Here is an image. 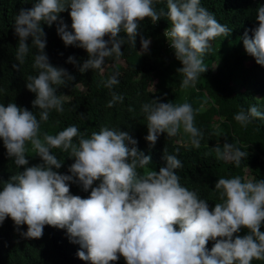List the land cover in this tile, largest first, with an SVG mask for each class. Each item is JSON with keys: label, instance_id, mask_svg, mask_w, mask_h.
I'll return each instance as SVG.
<instances>
[{"label": "clouds", "instance_id": "clouds-1", "mask_svg": "<svg viewBox=\"0 0 264 264\" xmlns=\"http://www.w3.org/2000/svg\"><path fill=\"white\" fill-rule=\"evenodd\" d=\"M153 4L154 0H37L31 9L20 10L15 19L19 65L14 67L24 63L29 52L26 41L31 36L32 46L38 50L33 67L39 72L26 78V87L36 94L32 103L41 110L40 119L16 103H0V138L17 168L29 164L26 142L43 163L25 167L3 183L0 224L8 217L16 226L26 224L22 235L32 239L41 238L46 225L66 229L71 241L86 250L78 251V257L91 264H110L121 256L126 264H252L254 259L264 260V179L219 178L215 190L222 203L210 210L206 199L180 184L176 170L183 164L176 155L167 154L165 148L166 166L152 170L147 167L152 157L135 147L138 141L127 131L103 127L86 137L72 125L57 135L44 133L40 137V121L48 119V110L64 111L63 97L53 85H64L65 77L74 79L66 69L49 62L41 24L51 26L68 8L74 31H68L60 20L58 34L66 46L87 51L89 58L78 65L80 72L103 71L106 58L122 56L121 46L126 41L135 47L145 18L155 24L166 16L171 27L164 35L183 65L177 69L184 77L181 87L195 86L200 74L208 70L202 56L210 42L228 36L231 30L203 7L201 0H167L166 13L157 12ZM257 12L258 27L252 30L253 36L246 31L242 39L247 53L264 66V6ZM121 30L126 39L119 36ZM141 45L147 51L150 40L141 37ZM68 62L78 63L74 57ZM118 83L113 75L105 86ZM122 101L123 96L113 92L107 107ZM141 110L148 121L145 139L152 145L159 134L174 137L183 126L191 144L200 147L203 134L194 126L199 109L194 110L190 103L174 105L153 99ZM234 119L247 126L254 119L264 120V112L251 106L247 112L241 109ZM76 137L78 143H73ZM61 147L70 151L75 161L68 169L70 175L53 170L60 169L62 163L51 149ZM214 150L219 159L234 161L237 166L248 156L229 143L223 145V152L219 145ZM96 181L100 183L94 187ZM70 183L90 190V196L71 194ZM241 229H247V234L238 235ZM209 240L215 241L210 250Z\"/></svg>", "mask_w": 264, "mask_h": 264}, {"label": "trees", "instance_id": "trees-1", "mask_svg": "<svg viewBox=\"0 0 264 264\" xmlns=\"http://www.w3.org/2000/svg\"><path fill=\"white\" fill-rule=\"evenodd\" d=\"M36 2L0 0V103L5 106L16 103L20 108L33 112L39 120L41 110L33 107L32 103L36 94L26 87V78L39 72L33 67L38 50L32 46L31 36L26 41L29 52L24 63L14 67L19 65L15 56L19 42L15 33L16 16L21 9H31ZM201 5L231 31L228 36L220 35L210 42L209 49L202 56L208 70L200 74L195 86L186 89L181 87L183 74L177 72L183 65L164 35L165 30L171 27L166 16L155 24L150 18H145L138 30L135 47L126 41L121 46L122 56L119 59L115 56L106 58L103 71L89 69L83 73L78 65L82 66L89 58L87 51L75 45L66 46L58 34L60 20L67 24L68 31H74L70 8L60 13L51 26L42 23L49 62L66 69L74 79L65 77L64 85H53L57 88V95L63 97L64 111L48 110V119L40 121L41 139L44 133L57 135L72 125L86 137L103 127L127 131L138 141L135 147L152 157L147 165L152 170L159 171L166 166L163 159L165 148L167 154L176 155L183 164L176 170L180 184L206 199L210 210L216 203H222L215 190L219 178L264 179V120L254 119L243 126L234 119L241 109L247 112L251 106L264 112V66L247 53L242 39L246 31L250 37L253 36L252 30L259 23L257 9L264 6V0H201ZM153 6L157 12H167V0H154ZM119 36L126 39L127 34L121 30ZM141 37L150 40L147 51L142 48ZM105 39H110V36H105ZM69 57H74L78 63H69ZM213 65H216L215 69ZM113 75L117 76L119 83L108 88L105 85ZM113 92L122 95L123 101L107 107ZM153 99L174 105L188 102L194 110L199 109L194 114V126L203 134L199 148L191 144V136L184 132L183 126L174 137H168L167 133L159 134L155 145L145 139L148 121L141 109L143 104L152 103ZM78 139L74 138L73 143H78ZM225 143L248 153L239 166L234 161L217 157L214 148L219 145L223 152ZM25 147L29 164L17 168L0 138V191L3 183L18 171L43 163L30 142H26ZM51 151L62 163L60 169L53 170L70 175L68 169L75 162L69 156L70 151L62 147ZM138 171L143 172V169ZM99 183L96 181L93 186ZM70 191L81 198L90 196V190L84 191L79 183H70ZM176 228L178 230V225ZM26 231V224L16 226L10 217L0 224V264H91V261L78 257V251L84 249L71 241L66 229L46 225L43 236L38 239L25 238L22 233ZM247 231L241 229L238 235H246ZM261 231H264V224ZM214 243L209 240L207 248L210 250ZM110 264H126V261L121 256ZM252 264H264V260L254 259Z\"/></svg>", "mask_w": 264, "mask_h": 264}, {"label": "rangeland", "instance_id": "rangeland-1", "mask_svg": "<svg viewBox=\"0 0 264 264\" xmlns=\"http://www.w3.org/2000/svg\"><path fill=\"white\" fill-rule=\"evenodd\" d=\"M246 50V49H245ZM251 63V61L250 62H247V64H250ZM110 67H114V65H110ZM213 68L215 69L216 68V65H213ZM157 81V80H156ZM155 81V82H156ZM153 85H154V83H153ZM153 86H151V88H152Z\"/></svg>", "mask_w": 264, "mask_h": 264}]
</instances>
